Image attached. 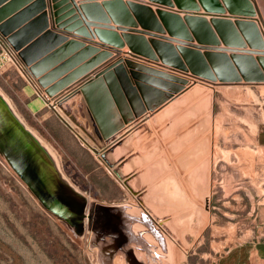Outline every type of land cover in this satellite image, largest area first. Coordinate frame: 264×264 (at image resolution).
<instances>
[{
    "label": "water",
    "instance_id": "1",
    "mask_svg": "<svg viewBox=\"0 0 264 264\" xmlns=\"http://www.w3.org/2000/svg\"><path fill=\"white\" fill-rule=\"evenodd\" d=\"M74 1L50 0L49 8L46 0H0V45L11 48L17 60V69L46 105L134 195L137 192L119 171L124 162L114 168L116 163H111L108 158V154L114 153L122 145L125 134L98 149L89 144L64 115L56 111L55 105L78 124L70 112L64 109V103L81 93L100 128L99 137L108 141L120 129V126L111 128L106 125V113L110 108L116 105L122 114L123 123L131 120L126 116L123 91L114 80L116 75L122 79L125 92L129 96L131 94L135 101L136 91H139L146 106L144 111H153L171 98L173 93L184 91L185 84L191 87L201 82H264V35L255 16V4L251 0H101V3L82 0L79 4ZM151 5L155 6V11ZM174 7L179 12H188L180 17L179 12L171 10ZM201 9L212 17L206 20L198 13ZM49 20L53 25L49 24ZM114 29L121 30L122 34ZM64 32L97 37L100 46H86L83 41L68 39ZM146 35L149 37L146 38ZM125 45L130 56L159 62L162 67L188 76L190 81L141 65L130 58H118L87 75L111 56L106 46L118 50ZM58 46L60 48L56 49ZM63 46H85L83 51H99V54L95 59L78 66L81 59H76V56L61 62L64 57L59 51ZM122 62L132 69L130 74L136 79L134 86ZM79 78L81 80L77 84L65 93L58 94ZM157 78L165 81H158L160 79ZM149 84L168 93H161L160 89H153L156 87H150ZM163 94L166 96L164 99ZM50 102H55V105ZM152 104H155V108ZM135 114L138 115L136 111ZM16 116L0 100V157L44 209L72 226L76 233L83 231L84 220H90L95 209L108 218L113 211L122 209L119 205L95 204L89 213L86 197L62 177L50 152L30 130L52 160H48V154L34 142L23 126L22 119ZM137 199L140 201L139 196ZM154 218L162 223L158 217ZM161 226L167 233L165 223Z\"/></svg>",
    "mask_w": 264,
    "mask_h": 264
},
{
    "label": "rangeland",
    "instance_id": "2",
    "mask_svg": "<svg viewBox=\"0 0 264 264\" xmlns=\"http://www.w3.org/2000/svg\"><path fill=\"white\" fill-rule=\"evenodd\" d=\"M251 1L264 35V0ZM25 85L22 73L14 65L0 69V92L10 104L1 93L0 100L22 119L26 131L43 151L35 136L38 137L52 155L62 177L86 197L89 213L95 204L122 207L113 214L116 213L120 220L117 231L125 235L123 239L128 237L129 245L127 242L121 244L129 248L130 254L127 258L126 249L124 252L121 249L110 251L113 235L108 231L109 218L99 209H95L90 220H84L83 231L76 233L72 226L44 209L0 157V264H212L215 260L211 257L216 253L205 256L211 252V242L228 238L229 246L258 239L264 226L255 217L258 208L264 209V146L257 140L258 133L264 140V82L213 84L214 170L205 206L214 212L213 225L222 227L205 228L204 218L192 220L189 214L162 220L172 233L180 230L176 233L182 241L180 245L163 231L162 223L142 214L138 195L130 193L47 105L35 113L29 110L32 96L24 89ZM64 107L78 124L67 118L62 109H55L86 138L80 129L81 116L89 111L85 99L72 100ZM44 152L48 160H52L51 155ZM174 218L178 227L172 224ZM95 222L99 225V234L93 231ZM195 223L198 228L190 227ZM113 225L115 227V223ZM196 230H202L200 246L193 243L195 236L190 235ZM138 246H143L141 253L135 249ZM213 247L218 249L217 254L223 250L214 244Z\"/></svg>",
    "mask_w": 264,
    "mask_h": 264
},
{
    "label": "crops",
    "instance_id": "3",
    "mask_svg": "<svg viewBox=\"0 0 264 264\" xmlns=\"http://www.w3.org/2000/svg\"><path fill=\"white\" fill-rule=\"evenodd\" d=\"M49 1L50 0H46V3L50 8ZM80 1L82 0H75L74 2L79 4ZM94 1L101 3V0ZM151 9L153 11L156 10L153 5H151ZM171 10L179 12L175 7ZM46 11H48V9H46ZM187 12L188 11H180L178 15L184 17ZM198 13L202 14L206 20L212 17L202 9ZM49 24L53 25L51 20H49ZM91 29L94 30L93 27ZM114 31L118 34H122L121 30L114 29ZM64 33L67 35L68 39L83 41L86 46H100L101 43L97 37H84L74 34L73 32ZM145 37L148 38L149 36L146 35ZM58 48H60V46L56 49ZM84 48L85 46L76 48L63 46L59 51L60 55L64 57V60L61 62L76 56V59H79V57L81 59L80 63H78V66H80L89 60L95 59L99 54V51H83ZM105 48L111 51V56L96 65L87 75H90V73L93 74L118 58H130L141 65L174 76L184 77L190 81L188 76L162 67L159 62L155 63L153 61H147L146 59H138L130 56L126 45L118 50L112 49V46H106ZM227 53L229 54L230 52ZM60 63H58V65ZM122 64L125 72L128 74L131 85L134 86L136 79L130 74L132 69L124 62H122ZM22 77L26 84L24 89H27L26 92L32 96L28 103V108L31 112L35 113L44 107L46 103L43 98L37 94L36 90L27 79L23 75ZM157 79H160L158 81H165L162 78ZM80 80L81 78L60 90L58 94L65 93ZM114 80H116V84L123 91L127 109L126 116L131 120L127 123H123L122 114H120L116 105L110 108L106 113L108 119L106 125L111 128L120 126V129H117L108 141H104L99 137L100 128L93 117L94 115L90 111L84 112V116H81L82 121L80 129L86 134L85 140L89 144L91 143L92 146L100 149L109 142L111 143L113 139L125 134L122 139V145L117 147H124V153L116 157H114V153H110L108 154V158L111 163H116L115 165L119 164L118 161H125L123 168L119 169L120 174L125 176L128 185L137 192L141 201L137 199L139 205H142L146 209L151 219L154 220V217H158L162 221L169 220L173 216L178 217L189 214L192 220L197 217L204 218L206 223L205 228L222 227L220 225H213L214 212L210 210L209 206H205V202L208 200L206 197L212 187V174L214 170V110L213 94L211 90H213L212 88H214L215 85L201 82L203 85L199 88H194L193 86L189 87L188 84H185L184 91L173 93L171 98H168L162 104L156 106V108V103L152 104V107L155 108L153 111H144L143 109L146 106L139 91H136L137 95L135 101V98L131 94L129 96L125 92L124 86H122L123 83L121 82L122 79H120L118 75L114 77ZM158 81H156V83H159ZM142 83L144 84V82ZM175 84L180 85L177 83ZM149 85H151L150 87H156L153 89H160L161 93H168L166 90L155 85ZM207 86L210 87V89ZM164 94L162 96L163 99L166 97ZM42 95H44L43 92ZM82 98L84 97L81 93L76 94L64 103V106L69 104L72 100H79ZM162 100L160 99V101ZM142 110L143 113H141ZM135 111L138 115L135 114ZM257 140L259 144L262 142L264 146V140L262 137L260 138L259 133ZM202 202H204L203 205ZM255 217L259 218L260 225L263 224L264 209L258 208ZM176 218H174L173 223L177 226V224H175ZM190 227L198 228V224H191ZM262 227L263 230L259 232L257 240L249 239L246 242H239L229 246H227L228 238L220 240L219 242H211V252H205L207 253L205 256H211L212 252L216 253L215 257H211L212 260H215L212 264H264V226ZM166 232L173 240L178 243L182 242L176 233H172L168 226ZM201 232L202 230L190 232V235L195 236L193 243H197V246H200L203 242L202 236H200ZM213 244L219 246L218 248H222L223 250L219 251L217 254L218 249H214ZM202 258L206 257L203 256Z\"/></svg>",
    "mask_w": 264,
    "mask_h": 264
},
{
    "label": "flooded vegetation",
    "instance_id": "4",
    "mask_svg": "<svg viewBox=\"0 0 264 264\" xmlns=\"http://www.w3.org/2000/svg\"><path fill=\"white\" fill-rule=\"evenodd\" d=\"M139 207H141L140 209H141L142 214L144 216H146V217L149 218L150 216H149L148 212L146 211V209L142 205H139ZM124 210H126V209H124ZM126 212L127 211H125V214H128ZM115 214H112L111 217L109 218V221H108V223L110 225V227L108 228L109 234H110V236L113 235L112 236V240H111L110 245H109L110 251H114L116 249H119V250L121 249L124 252L125 249H126V251L124 253H125V256H127V258H128V255L130 254L129 253V248L127 246L126 247H122V244H121L122 242H125L126 243L127 240H128L127 239L128 237H126L125 239H123L122 237L125 236V235H120L119 234V231H117V228H116L117 227V222L120 221V220L116 217ZM95 221H96V216H95ZM113 222L115 223V227L113 225L114 224ZM96 223L97 222H95V226H93V231L95 233L99 234V232H100V230H98L99 225L98 224L96 225ZM127 245H129L128 242H127ZM138 247L139 248H135V249L138 250V251H140V253H141V251H143V249H141V248H143V246H138ZM110 253L111 252H109V254ZM129 258H132V256H130Z\"/></svg>",
    "mask_w": 264,
    "mask_h": 264
},
{
    "label": "built area",
    "instance_id": "5",
    "mask_svg": "<svg viewBox=\"0 0 264 264\" xmlns=\"http://www.w3.org/2000/svg\"><path fill=\"white\" fill-rule=\"evenodd\" d=\"M16 65L15 64V54L11 48L7 45H0V69L5 65ZM16 67V66H15Z\"/></svg>",
    "mask_w": 264,
    "mask_h": 264
},
{
    "label": "bare ground",
    "instance_id": "6",
    "mask_svg": "<svg viewBox=\"0 0 264 264\" xmlns=\"http://www.w3.org/2000/svg\"><path fill=\"white\" fill-rule=\"evenodd\" d=\"M15 61L17 62V60H16V58H15ZM16 66V65H15ZM51 103V102H50ZM52 104H54L55 105V102H53ZM56 107H58L57 105H55V108ZM59 108V107H58ZM60 109V108H59ZM61 110V109H60ZM57 111V110H56ZM63 112V111H62ZM64 114V113H63ZM65 115V114H64ZM66 116V115H65ZM67 117V116H66ZM68 118V117H67ZM124 150H125V148L124 147H122V148H117L116 150H115V152H114V157H116V156H119V155H121L122 153H124ZM138 203H139V201H138ZM174 219L172 220V224L174 225ZM169 223V226L171 225V223H170V221L168 222ZM178 233H180V230L178 229V231H177ZM176 232V233H177ZM178 236V235H177ZM179 238V237H178ZM173 241H175V240H173ZM177 244H179L180 245V243H178L177 241H175Z\"/></svg>",
    "mask_w": 264,
    "mask_h": 264
}]
</instances>
